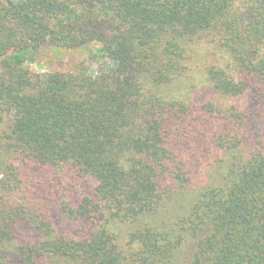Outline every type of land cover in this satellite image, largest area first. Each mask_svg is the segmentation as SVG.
I'll return each instance as SVG.
<instances>
[{
	"label": "trees",
	"instance_id": "trees-1",
	"mask_svg": "<svg viewBox=\"0 0 264 264\" xmlns=\"http://www.w3.org/2000/svg\"><path fill=\"white\" fill-rule=\"evenodd\" d=\"M0 264H264V0H0Z\"/></svg>",
	"mask_w": 264,
	"mask_h": 264
},
{
	"label": "rangeland",
	"instance_id": "rangeland-1",
	"mask_svg": "<svg viewBox=\"0 0 264 264\" xmlns=\"http://www.w3.org/2000/svg\"><path fill=\"white\" fill-rule=\"evenodd\" d=\"M60 51L61 49L58 48L46 49L43 53L33 56V60H29L25 64L27 65V67L34 71H51L54 69H69V67L73 65L74 61L79 63L81 62L79 61L80 57L78 53L74 52V54H71V52L69 51ZM96 66V64L90 66L91 71H93ZM55 215L57 217V220L60 222L59 224H61L63 228H75L74 225L69 224L58 212Z\"/></svg>",
	"mask_w": 264,
	"mask_h": 264
}]
</instances>
